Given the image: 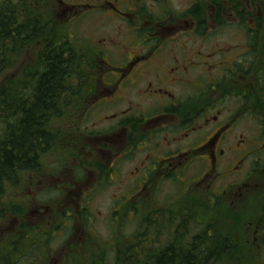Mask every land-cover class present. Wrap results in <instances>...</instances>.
Returning a JSON list of instances; mask_svg holds the SVG:
<instances>
[{"label": "flooded vegetation", "instance_id": "af4514ba", "mask_svg": "<svg viewBox=\"0 0 264 264\" xmlns=\"http://www.w3.org/2000/svg\"><path fill=\"white\" fill-rule=\"evenodd\" d=\"M40 1L45 6L43 20L50 16L70 24L95 17L100 24L94 30L97 36L101 33L99 47L113 55L114 63L101 61L97 98H110L111 114L103 115L101 122L112 120V124L91 141L98 144L97 155L105 164L101 175L123 180L129 172V180L123 182L131 185L137 195L148 190L155 194L163 191L167 181L184 185L190 198H196L192 205H184L186 199L180 196L181 204L144 205L142 209L159 213L158 219L164 223L190 225L186 234L191 241L199 234L203 207L207 206L209 212L216 208L231 213L236 227L232 240L240 248L249 243L254 257L264 264V257L260 258L264 256V110L250 108L246 100L254 93L263 103L260 74L264 56L255 48L248 66L246 55L252 49L249 44L220 50L208 46L209 40L204 39L213 36L209 17L222 25L220 33L239 28L240 32L246 31L247 38L253 36L263 16L261 8L253 13V0H247L249 13L242 25L241 14L236 13V7L232 9L230 0H194L184 13L172 10L170 0ZM226 15L236 16L232 21L237 25L226 26ZM183 37H187L188 44ZM218 56L228 57V65L215 63ZM206 65L213 69L209 75L213 80L223 67L224 75L218 83L208 85L202 79L199 71ZM253 81L255 84H251ZM197 86L204 89L192 96L185 94L184 90H195ZM237 89L240 95L236 100H241L242 106L235 110V105L228 106V102L236 97L232 90ZM207 99L228 102L223 110L211 112ZM245 111L258 115L259 123L253 126L245 122L246 127L240 119ZM214 112L217 114L212 116ZM191 171L196 178L185 180L183 177ZM30 180L25 190L33 195L39 181L33 173ZM222 181L228 185L217 195L223 198V204L199 205L197 188L208 183L207 190H215ZM167 237L162 240L163 249L168 246ZM180 243L181 247L185 244Z\"/></svg>", "mask_w": 264, "mask_h": 264}, {"label": "trees", "instance_id": "16d2710c", "mask_svg": "<svg viewBox=\"0 0 264 264\" xmlns=\"http://www.w3.org/2000/svg\"><path fill=\"white\" fill-rule=\"evenodd\" d=\"M232 3L236 4L237 13L241 8L246 9L243 0H231ZM253 5L254 8H261L264 14V0H253ZM232 9L234 10L233 6ZM19 20H23L22 23ZM257 24V32L249 36L250 45L254 48V54L255 48H258L264 55V18L258 20ZM51 26V20L41 19L39 11H35L26 1L22 0L19 4L0 2V82L4 74L13 68L18 56L30 48L40 47L38 63L26 67L23 80L10 81L0 87V121L4 124L0 133V233L5 231L2 237L0 234V241H6L7 244V249L0 251V264H18L27 260L30 264H55L59 258L53 260L51 257L54 250L50 249V244L54 236L48 242L50 232L55 230L58 235L61 232L63 235L69 234H65L69 226L60 228V224L55 225L52 219H46L44 223H41L40 217L32 219L28 213V205L18 197L25 190L30 174L42 178L53 169L59 170L62 165L75 159L76 150L64 159L60 157L67 154L65 144L70 141L64 142L66 136L55 123L59 119L75 123L76 119H71L73 114L70 110L75 108L80 115L83 101L88 99L91 89L95 92L97 88V82L90 74L95 56L89 57L88 52L77 47L69 37L72 35L64 27H54V30L47 32L48 28L52 29ZM19 87L21 92L17 90ZM222 87L223 84L221 89ZM232 91L235 96L240 95L239 89ZM262 91L264 93V86ZM262 97L263 103L251 93L246 97L247 104L264 110V94ZM198 104H201V100ZM49 155H53L54 162L59 163L51 164L47 159ZM76 158L80 160V156ZM80 164L82 168L81 160ZM183 187L185 186L181 189ZM186 189L187 187L180 190L181 198L188 197ZM50 196L48 201L52 203L55 197ZM218 202L222 203L223 198L218 199ZM23 204L26 206L23 207ZM119 208V212H143L144 216L147 213L142 206L134 208L135 210L126 206L122 208L121 205ZM207 208H200L202 211L199 215L204 217L199 218V223L205 227L195 238L192 237V241L186 234L187 227L190 226L188 224L164 223L158 218L153 223L147 219V225L143 224L142 235L135 240L132 238L129 241L121 237L114 242L119 237L111 236L109 240L102 238L100 248L97 247L100 240L94 244L88 235L85 244H80L74 254L81 256L80 264H257L249 243L240 248L238 242L232 240L236 231L233 215L217 211L219 209L216 208L209 212ZM67 214H70L68 217L72 229L76 224V217L72 213L63 212L65 218ZM147 214L150 216V213ZM89 219L93 220V217L83 214L86 233ZM34 220L37 221L36 224L33 223ZM17 221L20 224L15 227ZM72 231L71 234L74 235ZM162 235L168 236V246L165 249H147L146 244ZM181 241L185 243L182 247ZM109 244L114 247L108 248ZM137 244H142V252L136 249ZM175 244L179 246H174ZM86 245L90 257H86ZM106 250H112V256Z\"/></svg>", "mask_w": 264, "mask_h": 264}, {"label": "rangeland", "instance_id": "374dc122", "mask_svg": "<svg viewBox=\"0 0 264 264\" xmlns=\"http://www.w3.org/2000/svg\"><path fill=\"white\" fill-rule=\"evenodd\" d=\"M11 1L14 2L15 4H19L22 0H0V2H7ZM26 1V0H25ZM29 2H33V0H28ZM194 2V0H170V6L171 9L176 11V12H185L189 7L190 3ZM226 18V26L233 27L234 25H237L236 22L232 21L236 19V16L234 17H229L225 16ZM209 22L213 23V36L210 38H204L209 40V45L208 46H214L215 48H219L220 50H225L229 48L230 46H243L248 45V38L246 36V31H242V29L235 30L231 29L230 31H224L221 32L222 25H218L217 21L213 19L212 17L208 18ZM23 20H19V23H22ZM57 25H64V22H59ZM100 24L96 22L95 17H92L89 21L83 22L80 24V26H77V29H73L71 32V35L75 36L77 38V41L80 43H83L87 46V49L93 50L92 45L97 49L96 51H102V48L99 47V43L96 42L98 38L100 37L101 33L97 36L95 33V26L100 27ZM69 32V28L67 27V33ZM69 36V35H68ZM97 36V37H96ZM246 36V37H245ZM74 40V39H73ZM183 42L184 43H189L187 37H183ZM80 46V44H79ZM84 49V48H83ZM30 49L26 50L23 55L18 56L13 68H11L9 71H7L4 74V78L0 82V87H4L6 84H8L10 81H15L19 82L23 80V72L26 69L27 65H29V62L31 59H35L37 57V48H34L32 51ZM85 50V49H84ZM258 53L262 54V51L258 49ZM88 52V51H87ZM89 53V52H88ZM90 54V53H89ZM97 55V53H96ZM242 55V54H241ZM98 56V55H97ZM254 57V52L253 49H248V54L246 55L247 57V65L249 66L251 57ZM264 56V55H263ZM228 57L225 56H218L215 58V63H221V65L227 66L230 61H228ZM34 62V61H32ZM253 61H251L252 63ZM209 65H206L204 68H202L199 72L200 75L203 77L202 79L206 81V84L211 85V82L216 81V83L219 82V78L223 77L224 75V69L223 67L217 68L216 72L219 70V74L217 78L214 80L211 78V71L213 69H209ZM262 76V77H261ZM260 77L264 79V70L260 74ZM261 80V86L264 83V80ZM259 80V81H260ZM249 83V82H248ZM251 84H255V81L251 82ZM203 86H197L195 90H190L191 93L188 92V95L192 96L194 94L199 93L201 90H203ZM18 92H21V88L19 87ZM185 94L187 93V90L185 91ZM194 92V93H192ZM100 95L98 92L97 96ZM93 98V101L96 97H91L90 99L88 98L86 101V104L84 106H87L88 104L91 103V106L93 105V102L91 99ZM102 98H105L103 96ZM219 107V110H223L226 105H221L219 102H216ZM234 104L235 107L232 109L238 110L240 106H242L238 100L236 99H230L228 102L229 104ZM221 105V106H220ZM93 108V107H92ZM111 110V106L109 105L108 101H102L99 103V105L95 104L94 108L88 112H86L85 115H82L78 117L75 121V123H67V120H60L59 119L55 125L60 127L63 131V133L66 136V139L74 138L78 136L79 133L82 131H85L86 133H90L91 138L93 137L91 134L96 135L101 127H105L104 125H99L100 121V114L101 113H108ZM234 110V111H235ZM214 111V110H213ZM211 111V112H213ZM209 112V113H211ZM217 112H214L212 114L216 115ZM74 120L73 118H71ZM243 120V124L246 122L248 124L253 123V126L255 123H259V121L256 119V116L253 114H248L245 113L241 117ZM264 119V117H263ZM111 121V120H109ZM245 123V124H246ZM246 124L245 126L247 127ZM4 124L2 121H0V133L3 131ZM89 148L96 149V146H89ZM97 151V149H96ZM86 154H83L82 156V162L84 167L86 168L87 166L90 167L91 171L94 173L90 176V173H87L84 175L83 180L78 181L76 179L71 178L70 182L71 184H75L76 186L79 185V190H76V196H75V201L71 202V204L68 205L66 204V195H63L62 197H58L57 200L53 204H59V212H52L50 216L47 217V219H52L54 220L55 225H59L60 228H63V226L68 227V232H65V234L69 233L68 235H63V233H58L55 230H52L50 232V237L48 238V242L50 241L51 237L54 236V239L51 240L50 244V249H53L51 257H53V260L55 258H59L60 262H55V264H80L81 262V256L75 255L74 251L78 247H80V244H85L87 236L89 235L91 237L92 243L96 244L100 240V242L97 243V247L102 248V242L104 240H109L111 236L113 237H119L116 239L114 242L117 240L124 238V239H129V241H132L131 239L133 238L134 240L142 235L143 232V224L147 225L146 221L147 219H150L151 222H155L156 216H159L158 214L152 213L150 216L146 213L144 216L143 212H129L125 210H122V212H119L121 208L117 207L115 204L118 203V205L123 208L126 205H133L132 203L136 204V199H139L142 202V205H152V206H157V205H164L168 204L167 202L174 197V194L176 193L177 188L173 184H168L167 186H164L163 191H160L158 194L153 193L152 191L148 190L145 193H142L140 196H137L134 199H131L132 203H128L129 197L133 193V188L131 185L124 184L123 181H128L129 180V172L127 177L120 179L116 181L115 177L113 179L115 185H112L111 182L106 183V186L96 192V187H98V173L99 170L96 166V163L99 160L97 157L89 155V150L85 151ZM69 153L67 154H62L60 155L61 158H66ZM48 161L52 164L54 162V157L53 155L47 156ZM68 162V161H66ZM253 162V161H252ZM55 164H58L59 162H54ZM78 161H71L68 164L62 165L61 170H69L72 165L78 164ZM50 164V165H51ZM89 169V168H88ZM201 167L199 168L200 171ZM60 170V169H59ZM191 175L187 174L183 177L185 180H190V179H195L196 177H193L192 175L195 173L194 171H191ZM228 179L229 177L226 176ZM231 181H234V177H230ZM240 180L239 178H236V181ZM197 182V181H196ZM227 183V182H226ZM226 183L220 182L215 186V190H207L208 189V183H205L203 186L198 187L197 195H198V202L199 203H213L214 205L217 204V198L215 196L221 195L222 194V187H227L224 186ZM196 183H194V186ZM73 187L70 186L68 192L72 190ZM196 192V190H195ZM54 194V193H50ZM84 194V195H83ZM44 201H48L51 199V196H48L47 194H42L41 196ZM71 197V196H70ZM133 197V196H132ZM118 198V201H117ZM187 197L186 202H184V205H192L191 201H189ZM191 199L192 201L195 200ZM219 199L222 200V197H219ZM174 198L171 199L169 202L170 205H173L174 203ZM26 204L28 205L31 202V199H26ZM81 201L83 203H81ZM81 206H83V212L87 213L88 215H91L93 217V220H90L87 222V229L88 233L83 228L84 222L80 218V215H76L77 218H75L76 224H74L73 228L71 229L69 218H65L66 216L63 215V211L69 208H76L78 214H81ZM62 208V209H61ZM138 208V207H137ZM86 209L87 212L84 210ZM85 215V214H84ZM253 219V218H252ZM45 222V221H44ZM41 222V223H44ZM64 227V228H65ZM205 227L204 225H198L199 231L202 230V228ZM53 229V227H52ZM73 230V231H72ZM74 233V235L71 234ZM115 234V235H112ZM33 237L31 236V239ZM103 238V239H102ZM156 240H152L150 244H146L147 249L149 250H157V248H162V240L164 236H157ZM29 240V239H28ZM113 242V243H114ZM6 241H0V251L1 250H6L7 249V244H5ZM131 244V243H129ZM44 247V246H42ZM114 247L113 244H109L108 248ZM142 244H137L136 249H139L140 252L143 251L141 248ZM92 248V247H91ZM21 249V247H20ZM254 249V248H253ZM255 250V249H254ZM86 251V257H90L89 253V248L88 245L85 247ZM95 251V250H94ZM109 256H112V250H106ZM64 252H67L66 258L64 257ZM142 254V253H141ZM1 256V255H0ZM16 256V255H15ZM48 256V255H47ZM141 257V256H140ZM264 257L263 255L260 256V258ZM76 258H78L76 260ZM64 259V260H63ZM65 261L63 263V261ZM257 260H259L257 258ZM258 264H260V260L257 261ZM18 264H30V262L23 261Z\"/></svg>", "mask_w": 264, "mask_h": 264}]
</instances>
